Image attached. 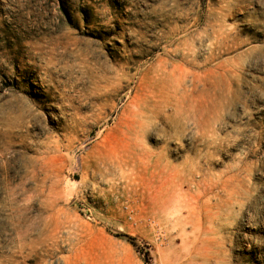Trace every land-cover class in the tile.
<instances>
[{
    "label": "rangeland",
    "instance_id": "1",
    "mask_svg": "<svg viewBox=\"0 0 264 264\" xmlns=\"http://www.w3.org/2000/svg\"><path fill=\"white\" fill-rule=\"evenodd\" d=\"M0 264H264V0H0Z\"/></svg>",
    "mask_w": 264,
    "mask_h": 264
},
{
    "label": "bare ground",
    "instance_id": "2",
    "mask_svg": "<svg viewBox=\"0 0 264 264\" xmlns=\"http://www.w3.org/2000/svg\"><path fill=\"white\" fill-rule=\"evenodd\" d=\"M134 129V128H133ZM126 135V134H125ZM129 139V138H128Z\"/></svg>",
    "mask_w": 264,
    "mask_h": 264
}]
</instances>
